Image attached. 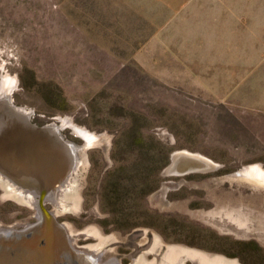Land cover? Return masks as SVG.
<instances>
[{"label":"rangeland","instance_id":"374dc122","mask_svg":"<svg viewBox=\"0 0 264 264\" xmlns=\"http://www.w3.org/2000/svg\"><path fill=\"white\" fill-rule=\"evenodd\" d=\"M160 4L0 0V80L15 77L13 104L38 126L67 119L60 133L77 146L75 127L100 138L44 206L75 248L92 255L101 244L118 264H167L170 254L172 264H264V194L225 177L250 163L264 169V60L250 90L235 88L230 98L194 76L180 82L176 60L150 39ZM178 149L218 166L166 174ZM36 197L0 175V230L37 222Z\"/></svg>","mask_w":264,"mask_h":264},{"label":"crops","instance_id":"0c3cea01","mask_svg":"<svg viewBox=\"0 0 264 264\" xmlns=\"http://www.w3.org/2000/svg\"><path fill=\"white\" fill-rule=\"evenodd\" d=\"M160 2L164 15L150 39L160 44L165 58L176 60L181 71L171 73L180 75V82L186 75L194 76L198 85L220 98H230L228 93L243 85L250 90L251 76L264 60V4L250 0Z\"/></svg>","mask_w":264,"mask_h":264},{"label":"bare ground","instance_id":"6f19581e","mask_svg":"<svg viewBox=\"0 0 264 264\" xmlns=\"http://www.w3.org/2000/svg\"><path fill=\"white\" fill-rule=\"evenodd\" d=\"M15 82H16L15 77L10 76L8 74L2 75L0 80V168L1 170L5 168L8 169L9 173L14 179L13 181L17 184H20L21 187L25 188V190L29 189V191H36L37 188L35 187L36 185L35 181L33 180L31 181L30 179L28 181L27 179L28 177L29 178L32 177L29 175L31 174L32 169H35L32 166L34 165L32 161L34 163H38L37 161L38 159L40 164L41 160L39 158L43 154V148L45 146H50L53 152V156L56 157L58 155L61 159L60 162L61 167L56 168L55 172H53L51 177V179L54 178L52 179L54 181L57 180L59 176H64L67 173L68 168H71V166L73 167V163H74V167L75 166L78 167V164L83 162L84 160L83 152L85 150L83 149H85L89 145L98 143L100 141V138L96 134L89 132L83 128L75 127L73 130L78 132L83 138V147L78 146L79 151L76 153L75 158H73L74 156L70 153L71 152L70 148L72 147L68 148L66 144H63L58 141V138L60 137L59 135H57L59 133L55 132L54 130L55 128L41 127L37 125L38 128L32 126V129H29L30 127L28 128L27 126L24 125L23 120L25 121L28 120L27 117H29L30 115L27 113L21 115L13 113L15 110L12 106H10L11 104L9 100H11L10 92L13 89ZM60 122L62 125H65L68 122V120L63 118V120L61 119ZM35 142L38 143L37 146ZM185 153L188 152L184 151V154L180 153L175 157V160L173 161L172 165L165 170L167 174L181 175L191 171H205L211 169L212 166L215 165L209 158L201 155L200 153H196V152L188 153V154ZM15 170L21 172L22 174L21 173L16 174V172H14ZM26 173L29 174L28 177L26 175H23ZM240 178L249 181L254 185L262 186L264 189V169L259 164L250 165L247 168V170L244 171V175L240 176ZM54 184L55 187L58 186L57 185L58 183H54ZM48 195H46V197H48ZM68 196H67V201L65 199L63 200V202L65 204L70 203L72 205L73 201L71 200L70 202H68ZM21 198L24 201L32 203L31 198L26 195L25 197L21 196ZM44 200L45 199H43V204H44ZM57 202L60 203V200L57 199ZM64 203H62L63 206L65 205ZM39 216L40 219L41 218L45 219L44 214L42 212H39ZM13 242L14 243H12L11 246L17 244V241L14 240ZM53 246L54 245L52 244V248ZM100 246L101 244L99 245V247H95L96 250L95 248H93L95 251L90 252L93 255L94 262L96 264H116V261L112 256V253L106 250H101V249L97 250V248H102V246L101 247ZM45 252H50V251L49 250L46 251V249H44L43 253ZM46 255L48 257L51 256L49 253H47ZM173 261H174L173 254L168 255L167 264H172ZM204 261H206L207 264H215L216 262H219L217 260L211 261L208 259H205ZM220 262L222 264H225L221 260ZM12 264H16V263H12ZM34 264H36V262ZM38 264L40 263L38 262ZM131 264H149V263L144 262V260H140V258L137 261L136 258L135 260H133V263Z\"/></svg>","mask_w":264,"mask_h":264},{"label":"water","instance_id":"95a60500","mask_svg":"<svg viewBox=\"0 0 264 264\" xmlns=\"http://www.w3.org/2000/svg\"><path fill=\"white\" fill-rule=\"evenodd\" d=\"M9 102L11 104L9 105L12 106L15 110L13 113L19 115L27 113L30 115V112L25 108L22 109V107L13 104L12 100H9ZM29 117H27L28 120H23L24 125L28 128L30 127L29 129H32V126L38 128L35 123H31ZM64 126L65 125H62L60 120H58V123L49 122L41 125V127L55 128V132L59 133L57 135H59L60 137L58 138V141L66 144L68 148L72 147L70 148V153L74 156L73 158H75L78 146L75 143L68 142L63 138L60 131ZM35 144L36 146L38 145L37 142H35ZM184 151H187L188 153H194L184 149L173 151L171 153L170 162L164 169L165 173V170L172 165L175 157L180 153L184 154ZM39 159L41 160L40 164L38 159V163H34L32 161V163L35 165L32 166L35 169L31 168V174L29 175L26 173L23 175H26L27 177L28 175L32 176L31 178L28 177L27 180L29 181L30 179L31 181H35V187L38 189H36L35 191L37 193L36 205L41 210L40 212L44 214L45 219H40L39 217V219L37 218V222L28 224L23 229L7 228L4 230H0V264H34L35 262L36 264H38V262L40 264H96L93 260V255H88L86 252L75 248L73 239L67 232L68 229L64 224L58 223L56 221L54 212L46 209L43 204V199H45L46 195H48L50 191L57 189L59 187V182L64 177L59 176L58 179L56 178L57 180L54 181L52 180L54 178L51 179L53 172H55V169L61 167L60 157L58 155L56 157L53 156V152L50 146H45L43 148V154ZM253 164L255 163L243 165L238 170L226 174L225 177L231 180L243 181L252 187L261 189L264 194V189L262 186L254 185L249 181L240 178V176L244 175V171H246L247 168ZM217 166L218 165L215 164L214 166H212V168H216ZM14 172H16V174L21 173L16 170ZM0 175L3 178L6 177L11 181L14 180L8 169L6 168L3 170H1L0 168ZM54 183H58V186L55 187ZM14 240L17 241V244L11 246V244L14 243ZM52 244L54 245V249L52 248ZM44 249H46V251L49 250L50 252L43 253ZM47 253H49L51 256L48 257L46 255ZM116 264L118 263L116 262Z\"/></svg>","mask_w":264,"mask_h":264}]
</instances>
